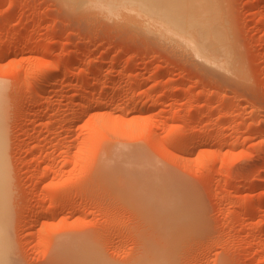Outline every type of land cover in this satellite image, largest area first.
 Returning a JSON list of instances; mask_svg holds the SVG:
<instances>
[{
	"label": "rangeland",
	"instance_id": "1",
	"mask_svg": "<svg viewBox=\"0 0 264 264\" xmlns=\"http://www.w3.org/2000/svg\"><path fill=\"white\" fill-rule=\"evenodd\" d=\"M61 1L0 0L10 264H264V0H127L223 23L219 64Z\"/></svg>",
	"mask_w": 264,
	"mask_h": 264
},
{
	"label": "bare ground",
	"instance_id": "2",
	"mask_svg": "<svg viewBox=\"0 0 264 264\" xmlns=\"http://www.w3.org/2000/svg\"><path fill=\"white\" fill-rule=\"evenodd\" d=\"M63 1V0H62ZM61 1V2H62ZM77 0H66L64 1V3L68 2V3H71L73 4L74 2H76ZM82 3V2H87L89 4V2H91V5H96L97 3H99L98 0H86V1H81L79 0L77 3L79 4ZM102 3L103 4H106V6H108L111 10H115L117 11V8L119 7L120 9L119 10H135L136 15L134 16V22L137 23V25L143 29H145L144 31H148L150 29V26L153 25V27L155 26V28L152 30L154 31V33L156 35H160L162 37L160 38H171V40H175L177 42V40L179 41L178 44L181 43V45L183 44L184 47L186 45V48L187 47H190L189 50L191 51H194L195 53H197V57L200 56V59L203 58V61L205 63H217L218 61V64H219V61H222L223 60V57L225 55V52H224V55H223V47L225 49V45L222 44L224 41H225V37H224V26H223V23H222V35L220 33V31H218V29L216 27H213L212 25H210L209 23H205V22H202L200 21L198 18H196L195 16L191 15V14H184V15H181V14H177V13H174L173 11H168L167 7L166 6H163L162 8V12L160 14L156 13V12H142L143 10L139 9H134L133 7H131L130 5H128L127 3V0H102ZM70 5V4H69ZM68 5V6H69ZM77 4L74 3V7H76ZM115 8V9H114ZM135 23V24H136ZM138 27V28H139ZM152 27V26H151ZM214 40H219V42H222L221 44L219 45H216V48H215V44L217 43H214ZM214 44V45H213ZM224 45V46H223ZM212 46V48L210 47ZM214 46V48H213ZM1 50V49H0ZM211 51V54H210V51ZM222 50V51H221ZM213 51V52H212ZM219 51V52H218ZM225 51V50H224ZM214 53H219V54H214ZM222 53V55H221ZM193 54V53H192ZM219 55H221L219 58V60L217 59ZM217 57V58H216ZM217 61H216V59ZM222 59V60H221ZM216 64V65H218ZM213 65V64H211ZM223 65V64H222ZM14 67V66H13ZM17 67V66H16ZM55 67V66H54ZM1 68V67H0ZM224 67L222 66V69ZM13 69V68H12ZM15 69V68H14ZM13 69V70H14ZM52 68H49L45 71V78H47L45 80L44 79H40V83L42 84V80H45V82L50 78H52L51 76L53 75L52 73L54 71L50 70ZM57 69V68H56ZM226 68H224L223 70H225ZM17 70V69H15ZM61 70V69H60ZM19 72V71H18ZM15 76V75H14ZM18 76V75H17ZM12 78V77H11ZM17 79V78H16ZM14 80V79H13ZM11 81V80H10ZM49 82V80H48ZM3 82L1 83L0 81V86L3 87ZM38 85H40L38 82H37ZM0 88V92L4 89L5 85L3 88ZM39 87V86H38ZM46 88V87H45ZM5 90V89H4ZM38 89H36L37 91ZM4 92V91H3ZM46 91L42 92V93H45ZM48 92V91H47ZM34 93H36L34 91ZM38 93V92H37ZM41 93V95H42ZM39 95V94H38ZM41 97V96H40ZM39 98V97H38ZM88 99V98H87ZM89 100V99H88ZM90 101V100H89ZM4 102V101H3ZM6 103V102H5ZM85 103V102H84ZM80 104V103H79ZM82 104V103H81ZM80 104V105H81ZM88 104V103H87ZM84 105V104H83ZM82 105V106H83ZM89 105V104H88ZM5 106L6 105H3V103H1V100H0V264H10V259H9V246H10V237H9V233H8V224H9V214L7 213V209H9L8 207V199L9 197H7L8 195V190H10V176H9V170H8V165H7V156H6V152H5V147H4V142H5V139L3 137V130L5 128V125H3V116H2V113L4 112L5 110ZM7 107V106H6ZM89 107V106H88ZM87 108V107H86ZM89 109V108H88ZM94 109V107H93ZM96 109V108H95ZM7 110V109H6ZM5 110V111H6ZM97 113V112H96ZM95 113V114H96ZM100 113V112H99ZM103 114V113H101ZM100 115V114H99ZM5 118V117H4ZM103 122V121H102ZM113 122V120H112ZM109 123V122H108ZM104 124V123H103ZM107 125V124H106ZM112 126V124H111ZM114 126V124H113ZM106 127H109V126H106ZM112 128V127H111ZM143 128V127H142ZM193 137V136H192ZM207 138V136H205ZM190 138V137H189ZM187 137V139H189ZM204 139V138H203ZM158 141V140H157ZM199 141V140H198ZM202 141V140H201ZM204 141V140H203ZM194 142L195 139H189L188 142H187V145L185 147H190V146H193V144H195ZM177 143V142H176ZM225 143V142H223ZM88 144V143H87ZM185 144V143H184ZM89 146V144L87 145ZM176 146L177 144H174L172 146H169V148H167L168 150V154L172 157L173 156V152L174 150L176 149ZM184 146V145H183ZM192 148V147H191ZM187 149V148H186ZM212 149V148H210ZM185 150V149H184ZM191 150V149H190ZM193 150V149H192ZM208 151L211 152V150L207 149ZM207 151V152H208ZM214 151V150H213ZM188 152V151H187ZM192 152V151H191ZM189 153V152H188ZM90 157V156H89ZM212 157V156H211ZM214 157V156H213ZM36 175V174H35ZM39 175V174H38ZM43 177V176H42ZM38 179V177H37ZM41 180V179H40ZM40 182V181H39ZM38 183V181H37ZM39 185V184H38ZM54 197L56 195H53ZM52 198V197H51ZM56 198H59V197H56ZM54 198V200L56 199ZM63 198V197H62ZM53 199V198H52ZM51 199V200H52ZM65 201V200H64ZM63 201V202H64ZM68 201V200H67ZM69 202V201H68ZM68 204V203H67ZM51 210V208H50ZM53 210V209H52ZM51 210V211H52ZM49 211V210H47ZM50 211V212H51ZM36 212V211H35ZM53 212V211H52ZM48 213V212H47ZM179 217V216H178ZM191 219L193 220L192 217H190V222H188V220H185L182 221L184 222V224H190L192 225L193 221H191ZM179 221V220H178ZM180 222V221H179ZM179 223L178 225L181 227L182 225V228H187L185 227V225L183 223ZM188 222V223H186ZM178 222H176L177 224ZM195 225V224H193ZM192 225L193 228H195L194 226ZM191 227V226H190ZM197 227V226H196ZM181 228V229H182ZM189 228V226H188ZM192 228V229H193ZM196 229V228H195ZM198 229V228H197ZM196 229V230H197ZM189 231V230H187ZM186 231V232H187ZM182 233V232H181ZM188 233V232H187Z\"/></svg>",
	"mask_w": 264,
	"mask_h": 264
}]
</instances>
